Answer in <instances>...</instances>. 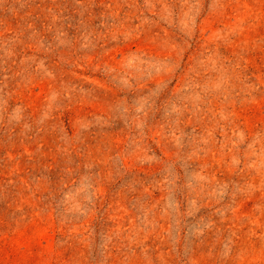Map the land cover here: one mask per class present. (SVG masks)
Instances as JSON below:
<instances>
[{
  "label": "rangeland",
  "instance_id": "rangeland-1",
  "mask_svg": "<svg viewBox=\"0 0 264 264\" xmlns=\"http://www.w3.org/2000/svg\"><path fill=\"white\" fill-rule=\"evenodd\" d=\"M0 264H264V0H0Z\"/></svg>",
  "mask_w": 264,
  "mask_h": 264
}]
</instances>
